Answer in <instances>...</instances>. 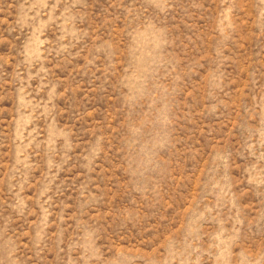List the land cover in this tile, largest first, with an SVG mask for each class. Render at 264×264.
Instances as JSON below:
<instances>
[{"label": "rangeland", "instance_id": "1", "mask_svg": "<svg viewBox=\"0 0 264 264\" xmlns=\"http://www.w3.org/2000/svg\"><path fill=\"white\" fill-rule=\"evenodd\" d=\"M0 264H264V0H0Z\"/></svg>", "mask_w": 264, "mask_h": 264}]
</instances>
